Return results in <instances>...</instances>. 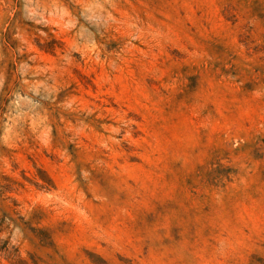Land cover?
<instances>
[{
	"label": "rangeland",
	"instance_id": "rangeland-1",
	"mask_svg": "<svg viewBox=\"0 0 264 264\" xmlns=\"http://www.w3.org/2000/svg\"><path fill=\"white\" fill-rule=\"evenodd\" d=\"M3 217L0 264H264V0H0Z\"/></svg>",
	"mask_w": 264,
	"mask_h": 264
},
{
	"label": "trees",
	"instance_id": "trees-1",
	"mask_svg": "<svg viewBox=\"0 0 264 264\" xmlns=\"http://www.w3.org/2000/svg\"><path fill=\"white\" fill-rule=\"evenodd\" d=\"M4 220H5V217H3L2 219H0V224H3V223H4ZM39 233H43V231L40 230ZM43 234H45V233H43ZM43 238H44L43 243L47 244V241L49 240V238L47 237V235L45 234ZM18 263H19V264H28V263H27L26 261H24V260H19Z\"/></svg>",
	"mask_w": 264,
	"mask_h": 264
}]
</instances>
